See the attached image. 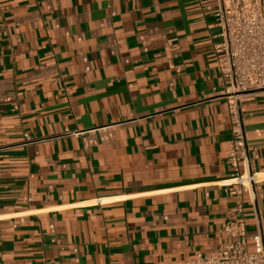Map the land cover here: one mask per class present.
Here are the masks:
<instances>
[{
    "label": "crops",
    "instance_id": "obj_1",
    "mask_svg": "<svg viewBox=\"0 0 264 264\" xmlns=\"http://www.w3.org/2000/svg\"><path fill=\"white\" fill-rule=\"evenodd\" d=\"M217 4L0 0V264H179L239 198L264 236V90L239 195Z\"/></svg>",
    "mask_w": 264,
    "mask_h": 264
},
{
    "label": "built area",
    "instance_id": "obj_2",
    "mask_svg": "<svg viewBox=\"0 0 264 264\" xmlns=\"http://www.w3.org/2000/svg\"><path fill=\"white\" fill-rule=\"evenodd\" d=\"M215 18L220 41L215 45L217 67L223 93L228 99L232 140L228 161L235 177L231 192H254L259 182L256 172L241 163L248 160L243 127L244 98L264 90V2L260 0H217ZM242 198L236 200L220 227L228 240L211 252H198L179 264H264V236L257 229L252 241ZM253 248V250L251 249Z\"/></svg>",
    "mask_w": 264,
    "mask_h": 264
},
{
    "label": "bare ground",
    "instance_id": "obj_3",
    "mask_svg": "<svg viewBox=\"0 0 264 264\" xmlns=\"http://www.w3.org/2000/svg\"><path fill=\"white\" fill-rule=\"evenodd\" d=\"M233 182H236V180H234Z\"/></svg>",
    "mask_w": 264,
    "mask_h": 264
},
{
    "label": "rangeland",
    "instance_id": "obj_4",
    "mask_svg": "<svg viewBox=\"0 0 264 264\" xmlns=\"http://www.w3.org/2000/svg\"><path fill=\"white\" fill-rule=\"evenodd\" d=\"M253 250V248H251Z\"/></svg>",
    "mask_w": 264,
    "mask_h": 264
}]
</instances>
